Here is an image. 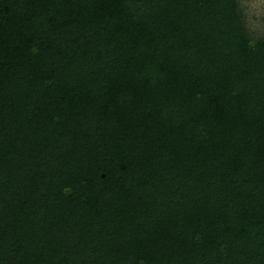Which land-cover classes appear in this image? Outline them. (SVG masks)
Segmentation results:
<instances>
[{
    "label": "trees",
    "instance_id": "obj_1",
    "mask_svg": "<svg viewBox=\"0 0 264 264\" xmlns=\"http://www.w3.org/2000/svg\"><path fill=\"white\" fill-rule=\"evenodd\" d=\"M0 264H264L237 0H0Z\"/></svg>",
    "mask_w": 264,
    "mask_h": 264
},
{
    "label": "rangeland",
    "instance_id": "obj_2",
    "mask_svg": "<svg viewBox=\"0 0 264 264\" xmlns=\"http://www.w3.org/2000/svg\"><path fill=\"white\" fill-rule=\"evenodd\" d=\"M242 18L252 38L264 35V0H237Z\"/></svg>",
    "mask_w": 264,
    "mask_h": 264
}]
</instances>
